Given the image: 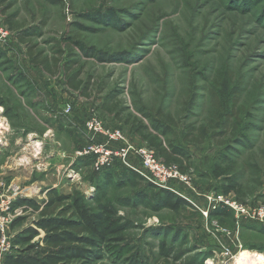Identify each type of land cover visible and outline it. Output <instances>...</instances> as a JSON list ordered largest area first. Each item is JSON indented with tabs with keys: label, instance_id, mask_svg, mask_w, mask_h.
I'll use <instances>...</instances> for the list:
<instances>
[{
	"label": "rangeland",
	"instance_id": "1",
	"mask_svg": "<svg viewBox=\"0 0 264 264\" xmlns=\"http://www.w3.org/2000/svg\"><path fill=\"white\" fill-rule=\"evenodd\" d=\"M0 27L7 32L0 36L4 207L20 197L44 201L54 189L98 212L108 208L121 239L110 258L94 264H239L242 249L264 255V211L259 213L264 206V0H0ZM68 38L82 42L86 52L70 49ZM30 45L35 54L51 58V66L52 56L59 57L58 74L29 61ZM68 76L79 83L78 90L67 83ZM211 91L225 116L213 115ZM103 103L116 112L105 111ZM158 110L176 123L168 137L191 154L187 183L171 182L187 197L177 196L186 205L156 211L140 201L127 204L147 191L153 205L158 193L134 176L95 190L92 179L100 169L85 150L104 144L106 137L89 130L87 122L121 134V140L107 143L112 154L102 167L121 175L135 172L130 167L141 161L133 149L125 156L122 150L150 148L126 121L147 122L142 113L155 117ZM222 121L233 124V133H221ZM190 123L207 127L201 144L183 140ZM155 159L162 161L156 153ZM228 176L239 182L240 197L225 192ZM218 196L241 210L215 214L208 199ZM3 214L0 264L7 254L26 250L14 248L12 238L37 218L23 207L11 206ZM20 217L23 222L11 226ZM162 242L169 256L159 253ZM42 246L23 255H35Z\"/></svg>",
	"mask_w": 264,
	"mask_h": 264
},
{
	"label": "trees",
	"instance_id": "2",
	"mask_svg": "<svg viewBox=\"0 0 264 264\" xmlns=\"http://www.w3.org/2000/svg\"><path fill=\"white\" fill-rule=\"evenodd\" d=\"M11 28L16 30L13 25ZM18 36L20 42L27 43L24 38L20 35ZM67 45H69L70 49L76 47L81 52H86L87 49L82 42L73 38L67 39ZM57 52L59 53L61 50ZM27 55L34 66H39L51 76L58 74L60 69L59 57L52 56L54 64L51 66L49 63L51 58L49 59L46 55L35 54L31 45L28 46ZM70 60L72 62V59ZM65 67H68V65H65ZM67 83L76 90L79 89V83L73 82L70 76H68ZM237 97L233 99L234 103L232 102V105L238 101ZM210 98L214 106L213 115L222 114L225 116L223 105L216 93L211 91ZM102 108L111 114L115 113L117 109L115 106H108L107 103H103ZM142 115L147 122L134 117L131 121H126L127 124L129 123L130 128L147 146L154 149L156 155L163 163L166 165L174 164L181 173H187L191 165L190 152L175 144L168 137L170 125H176V123L160 110L156 112L157 116L155 117L146 113H142ZM233 122L237 123L236 121ZM221 125L224 128L221 133H224V135L229 134L230 131L233 133L235 130L232 123L228 124L222 121ZM206 132L207 127L204 125L195 126L190 123L186 126L183 140L188 143L201 144ZM218 144L223 145L225 143L218 141ZM250 172H252V169H250ZM132 176L144 180L133 171L122 172L121 175H117L112 169L102 168L98 170V173H95L92 179V186L95 187V190H99L111 182L123 183L126 178ZM234 179L235 177L231 176L225 178V192L234 193L240 197V185ZM146 183L149 187H154L158 190L153 201L155 203L153 205L151 202L149 203L148 200L150 199L147 191H140L134 200L128 198L127 204L134 206L137 205V201H140L146 206H151L156 211L162 207L176 210L181 205H186V202L177 197V195L157 188L149 182ZM12 207H23L24 210L30 209L37 215L32 225L22 227L18 233L14 234L12 246L14 248L19 245L27 246L26 250H24L25 253L38 248L40 242L43 246L35 252V255H23L24 252L7 254L4 257L3 264H94L104 258H110V252L111 254L113 253V244L121 239L120 232L122 229L115 226L116 222L113 217H110L112 212L108 208H103L101 212H98L91 207L83 205L79 198L71 199L69 194L58 193L54 189L46 192L44 201L38 202L32 198L20 197L14 201ZM228 211L232 210L226 207H217L215 214H227ZM23 220V217L17 218L11 222V226L19 225ZM172 231L170 228L167 229L168 234ZM40 232L42 233L40 239L33 241L35 237L40 235ZM157 232L160 234L164 231ZM158 247L161 255L164 257L169 256V249L167 246L165 247L163 242Z\"/></svg>",
	"mask_w": 264,
	"mask_h": 264
},
{
	"label": "built area",
	"instance_id": "3",
	"mask_svg": "<svg viewBox=\"0 0 264 264\" xmlns=\"http://www.w3.org/2000/svg\"><path fill=\"white\" fill-rule=\"evenodd\" d=\"M6 35L7 32L0 27V36L5 37ZM87 128L95 133H102L103 136L106 137V141L104 142V144L96 143L95 145H92L87 150H85V153L93 154V156L96 157L95 166L97 167V169H101L103 166H105V164L108 165L110 163L112 153L108 149L107 143L114 142L119 139L121 140V134L119 132L105 131L104 129H102V127L97 121H88ZM130 149H133L135 155L141 160L139 161L138 168L130 167L132 170L137 172L139 176H141L144 180H147L148 182L152 183L155 187H158L163 190H168L171 193L176 194L177 196H181L182 198H184V200H188L185 195L178 193V191L171 185V182L176 179L187 183L186 173H181L178 167L174 164L166 165L165 163H163V161H161V163L157 162L155 159V151L151 148L143 146L133 148L132 146L128 145L125 150L121 151V155L125 156L126 152H128ZM208 200H210V203L213 204V208L225 206L226 208L232 211H237V209H239L238 206H236L235 202H232L227 198H223L222 196H218L217 198H211ZM11 204L4 207L2 203H0V231L2 232L3 237L1 241V247L3 251V244L5 242L3 231L6 219L3 213L7 210H10L12 206ZM263 211L264 206L259 210L260 215L263 214ZM207 212L208 210L201 211V213L205 216L207 215Z\"/></svg>",
	"mask_w": 264,
	"mask_h": 264
},
{
	"label": "bare ground",
	"instance_id": "4",
	"mask_svg": "<svg viewBox=\"0 0 264 264\" xmlns=\"http://www.w3.org/2000/svg\"><path fill=\"white\" fill-rule=\"evenodd\" d=\"M239 260V258H243L242 260H239V264H247L248 261H251V260H256L258 261V263H262L264 264V255L261 254L260 252H257V251H251V250H248V249H242L238 252L237 256Z\"/></svg>",
	"mask_w": 264,
	"mask_h": 264
}]
</instances>
